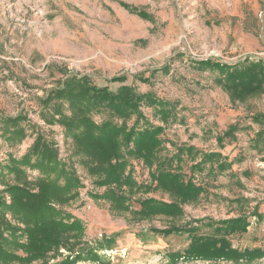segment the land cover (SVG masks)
I'll list each match as a JSON object with an SVG mask.
<instances>
[{
  "label": "rangeland",
  "instance_id": "374dc122",
  "mask_svg": "<svg viewBox=\"0 0 264 264\" xmlns=\"http://www.w3.org/2000/svg\"><path fill=\"white\" fill-rule=\"evenodd\" d=\"M122 4L143 10L152 20L141 19ZM249 49L252 52L246 53ZM247 56L264 60V0H0V117L22 114L27 119L23 123L27 136L19 146L9 147L0 138V164L8 154L21 157L32 144L35 130L56 143L60 157L74 162L83 185L76 200L63 209L83 222L85 245L95 247L104 238L114 237L110 248L99 252L111 264H168V254L184 250L189 237L183 233L163 237L153 229L241 214L248 216L250 225L246 232L230 237L231 245L239 250L264 248V152L249 149L259 129L249 117L264 114V93L233 104L208 72L194 71L188 64L212 59L231 65ZM70 75L87 76L94 85L112 92L122 85L132 86L137 93L150 92L176 104L177 121L161 135L162 155L172 154L173 146L190 145L201 152H220L229 161L243 160L233 162L214 181L208 182L203 174L201 178L210 185L198 203L184 206L182 219L135 222L129 214L119 216L109 210L108 202L90 197L106 188L93 187V179L72 158L62 129L46 126L39 117L38 99ZM119 77L126 82H111ZM140 79L149 82L142 84ZM142 111L147 120L159 124L151 109ZM233 124L241 128L236 140H225L224 148L218 149L217 135ZM130 165L137 184L149 183L141 162L132 160ZM188 165H183L186 174ZM142 197L168 201L161 192ZM238 197L245 201L241 206L232 203ZM254 207L261 217L250 216ZM133 209L138 205L134 203ZM199 233L208 234L209 229L202 227Z\"/></svg>",
  "mask_w": 264,
  "mask_h": 264
},
{
  "label": "trees",
  "instance_id": "16d2710c",
  "mask_svg": "<svg viewBox=\"0 0 264 264\" xmlns=\"http://www.w3.org/2000/svg\"><path fill=\"white\" fill-rule=\"evenodd\" d=\"M141 19L152 17L136 7L122 4ZM197 72H208L212 83L229 95L230 101L245 103L264 93V60L249 56L235 64L204 59L189 62ZM162 72H167L166 68ZM147 84V79L139 80ZM111 82L124 84L119 77ZM39 117L46 126L57 125L63 138L70 143L72 158L93 179L95 189L105 187L90 197L110 204L109 210L119 216L129 214L135 222L151 221L157 217L179 220L184 206L199 202L210 181L231 169L236 157L229 161L217 151L201 152L190 145L173 146L172 154L162 155L161 135L176 123V104L159 99L152 93H137L132 86L122 85L115 92L94 85L87 76H66L57 87L37 102ZM143 109H151L158 125L146 119ZM100 121L96 122L95 117ZM250 122L258 126L249 141V149L264 152V114H253ZM26 117H0V138L9 147L19 146L26 138L23 125ZM250 127H245V130ZM238 124L216 137L218 149L224 141L236 140ZM141 162L148 170L149 183L139 185L132 175L130 161ZM188 165V174L183 165ZM73 161L60 157L58 147L35 130V137L19 158L7 155L0 164V264H111L99 255L114 243V237L104 238L95 247L85 245L82 221L64 211L76 200L82 182ZM36 172L35 175L32 173ZM204 177L208 180L204 181ZM161 192L168 201L144 198L143 194ZM138 194H141L137 197ZM243 198L232 203L241 206ZM138 209H133V204ZM251 217H261L254 207ZM250 222L241 214L227 220H193L183 226L153 229L157 235L172 233L188 235L189 243L182 251L168 254V264L207 262L208 264H254L264 260V248L239 250L231 245L230 237L246 232ZM208 228V234L199 230ZM66 252V254L60 251Z\"/></svg>",
  "mask_w": 264,
  "mask_h": 264
},
{
  "label": "crops",
  "instance_id": "0c3cea01",
  "mask_svg": "<svg viewBox=\"0 0 264 264\" xmlns=\"http://www.w3.org/2000/svg\"><path fill=\"white\" fill-rule=\"evenodd\" d=\"M249 41H251V40H249ZM251 49H249V51H247L246 53H250V52H252V51H250Z\"/></svg>",
  "mask_w": 264,
  "mask_h": 264
},
{
  "label": "built area",
  "instance_id": "2783aa9c",
  "mask_svg": "<svg viewBox=\"0 0 264 264\" xmlns=\"http://www.w3.org/2000/svg\"><path fill=\"white\" fill-rule=\"evenodd\" d=\"M259 55H262V54H259ZM256 58V57H255Z\"/></svg>",
  "mask_w": 264,
  "mask_h": 264
}]
</instances>
